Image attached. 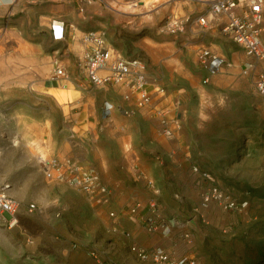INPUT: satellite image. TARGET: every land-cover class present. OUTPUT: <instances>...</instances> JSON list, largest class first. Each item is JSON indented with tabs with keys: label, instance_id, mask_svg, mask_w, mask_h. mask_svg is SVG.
<instances>
[{
	"label": "rangeland",
	"instance_id": "rangeland-1",
	"mask_svg": "<svg viewBox=\"0 0 264 264\" xmlns=\"http://www.w3.org/2000/svg\"><path fill=\"white\" fill-rule=\"evenodd\" d=\"M145 1L149 2L99 0L89 5L84 15H79L75 5L66 0L47 3H59V12L63 14L70 15L69 11H73L82 32H104L116 51L143 58L151 78L148 86L151 93L158 94L160 100L168 95L171 101H180L170 114L171 118H181L179 135L175 139L161 137L174 143L181 166L185 165L182 187L174 189L181 198H174L180 205L173 215H177L178 223L188 227L190 252L177 255L166 250L176 256H194L197 264H264L263 99L241 73L238 76L229 71L218 73L206 83L207 73L198 64L197 54L202 43L209 47L214 44L213 48L218 49L214 36L206 32L209 28L202 32L194 29L193 33L199 36L192 37V41L189 37L193 33H171L166 24L175 2L151 0L144 7ZM195 7L189 5L185 11ZM10 18L9 13L0 21V185L4 182L12 185V195L20 206L18 224L0 227V264L152 262L135 255L114 217L107 214L97 224L91 212L84 209L83 201L62 185L75 187L49 180L42 164L29 151L36 150L35 144L45 146L35 137L31 122L50 120L52 128L58 131L64 128L65 120L54 94L31 89L47 77L36 73L34 65H27L14 52L8 36L10 25L6 22ZM228 40L233 49L225 53L239 51ZM44 46L45 53H53L57 48L47 42ZM60 55L63 58L67 54ZM71 59L75 65V58ZM32 72L33 75L28 74ZM159 74L163 76L161 88L165 94L158 92ZM239 80L250 87L249 91L233 85ZM70 135L67 129L62 137ZM14 141L18 142L16 146ZM47 156L53 157L49 151ZM193 164L209 171L229 195L248 202L247 207L235 212L216 204L202 206L200 189L191 171ZM30 204L36 205L33 211ZM31 218L38 219L42 228L29 233Z\"/></svg>",
	"mask_w": 264,
	"mask_h": 264
},
{
	"label": "crops",
	"instance_id": "crops-1",
	"mask_svg": "<svg viewBox=\"0 0 264 264\" xmlns=\"http://www.w3.org/2000/svg\"><path fill=\"white\" fill-rule=\"evenodd\" d=\"M53 1L59 2V0H0V21L9 13L12 17L8 36L12 39L14 52L18 58L25 59L27 65H34L36 73L45 74L47 77L37 81L31 89L48 94L57 91L62 97V101L57 99V102L65 120L64 128L57 131L52 128L50 120H45L31 122V130L37 139L43 141L52 158L71 157L81 166L94 170L103 183L113 188V201L110 205H103L91 201L85 193L71 186L60 183L59 185L83 201L84 209L91 212L97 224L101 223L107 214L114 212V218L119 222L127 241L132 246L144 249L164 247L177 255L189 253L187 243L189 240L184 238L189 232L188 227L185 223H178L177 215H173L179 209L180 202L177 200L181 198L179 191L175 192L174 189L182 187L180 180L185 173L182 169L185 165L181 166L174 143L163 139L159 134V117L154 111L155 107L163 108L169 112L168 117L171 118L176 107L175 101H171L168 95L161 97L163 100H160L155 93L153 105L138 109L132 103L124 101L126 88L91 85L75 66L86 48L83 41L86 31L79 36L76 30L74 36L54 42L52 18L66 19L77 25L79 23L74 19L76 17L73 11H69L70 15L63 14L59 12L60 4H53L55 3ZM39 32L43 35H39ZM206 32L217 41L218 49L213 48L214 44L210 46L213 51L233 59L235 63L245 60V53L236 44L239 51L233 50L230 55L225 53L232 51L233 46L215 25L210 26ZM197 36L199 35L193 33L189 38L192 41V37ZM46 42L56 45L53 53L44 52ZM61 52L68 56L64 55L61 58ZM71 57L75 58V65ZM56 59H61L70 69L73 77L70 83L53 78ZM228 71L238 76L240 66ZM161 77L162 74H159V87L164 85ZM225 78L226 81H231L229 77ZM233 85L243 91H249L250 88L242 83V80ZM106 105L113 106L109 116L105 114ZM129 105L134 114L126 116L122 108ZM67 129L71 131V135L62 137ZM150 182L152 184H149ZM151 201L157 202V211L155 209L153 212L149 208ZM135 208L136 212L133 213ZM171 216L173 217L170 219ZM148 218H156L157 223L169 225L170 230L150 232L146 227ZM29 221V233L30 230L37 231L42 228L38 219L31 218ZM152 262L146 264H160Z\"/></svg>",
	"mask_w": 264,
	"mask_h": 264
},
{
	"label": "built area",
	"instance_id": "built-area-1",
	"mask_svg": "<svg viewBox=\"0 0 264 264\" xmlns=\"http://www.w3.org/2000/svg\"><path fill=\"white\" fill-rule=\"evenodd\" d=\"M75 5L79 15L87 12V7L99 0H66ZM175 8L168 18L166 28L176 35L193 33L194 29L205 31L215 25L220 33L232 40L244 53L245 60L235 63L233 59L220 55L209 46L202 45L198 49L197 60L201 69L207 73L205 82L218 73L226 72L240 66V73L255 87L256 92L264 102V0H173ZM189 5L196 7L185 11ZM181 8V13H179ZM51 24L52 40L64 41L74 36L77 24L66 19L53 18ZM10 23V19H7ZM85 50L81 59L76 61L81 75L93 86H121L126 88L123 99L132 103L138 109L154 104V96L149 90L151 78L145 60L141 57L125 55L116 51L110 44L106 34L101 31H86L83 36ZM53 78L72 81L69 68L61 59L54 61ZM158 92L165 94V89L158 87ZM180 101L175 102L179 106ZM113 106L106 105L105 114L109 116ZM126 116L134 114L131 106L122 108ZM159 117L161 135L166 139H175L179 135L182 124L181 118H169L163 108H154ZM44 174L49 180L68 183L77 190L86 193L92 201L110 205L113 201L114 190L103 183L99 175L92 169L81 166L75 159L51 158L41 161ZM197 187L200 189V202L204 207L216 204L228 211L242 212L248 205L239 201L212 178L209 171L197 164L191 166ZM149 184H152L150 182ZM149 208L157 211V202L151 201ZM19 202L12 195V185H0V227H13L19 222ZM139 207V205H137ZM35 204H30L33 211ZM136 208L133 209V213ZM112 217L115 213L111 212ZM146 227L150 232L170 230L169 225L159 224L156 218H148ZM186 234L185 238L189 239ZM132 251L140 260H152L160 264H197L194 256H176L163 247L150 249L132 247ZM101 264H108L101 262Z\"/></svg>",
	"mask_w": 264,
	"mask_h": 264
},
{
	"label": "bare ground",
	"instance_id": "bare-ground-1",
	"mask_svg": "<svg viewBox=\"0 0 264 264\" xmlns=\"http://www.w3.org/2000/svg\"><path fill=\"white\" fill-rule=\"evenodd\" d=\"M148 1V0H147ZM152 1L151 0H149V2H146L145 1V4L143 5L144 7H148V5L151 3ZM181 8H179V10H180ZM53 21V20H52ZM77 32H81L82 33V30L81 29H78V27H77ZM62 80H64V81H66L67 83H70V81L69 80H65V79H62ZM62 92H64V91H62ZM54 94H55V97L58 99V101H62V97L60 96V94L59 93H57V91L56 92H54ZM18 144V142H16V141H14L13 142V146H16ZM44 147L45 146H42V145H39V144H35V151L33 152V149H31L30 148V152L32 153V155L34 154V157H36V159L41 163V161H46L47 160V152H48V150H46V149H44Z\"/></svg>",
	"mask_w": 264,
	"mask_h": 264
}]
</instances>
